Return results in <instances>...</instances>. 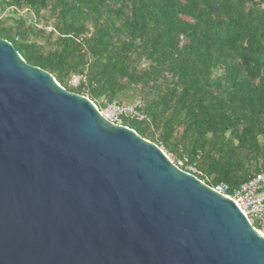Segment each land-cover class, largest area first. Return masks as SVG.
<instances>
[{
  "label": "water",
  "instance_id": "water-1",
  "mask_svg": "<svg viewBox=\"0 0 264 264\" xmlns=\"http://www.w3.org/2000/svg\"><path fill=\"white\" fill-rule=\"evenodd\" d=\"M0 264H264V237L0 38Z\"/></svg>",
  "mask_w": 264,
  "mask_h": 264
},
{
  "label": "trees",
  "instance_id": "trees-1",
  "mask_svg": "<svg viewBox=\"0 0 264 264\" xmlns=\"http://www.w3.org/2000/svg\"><path fill=\"white\" fill-rule=\"evenodd\" d=\"M0 38L100 109L140 97L121 125L205 185L264 174V0H0Z\"/></svg>",
  "mask_w": 264,
  "mask_h": 264
},
{
  "label": "built area",
  "instance_id": "built-area-1",
  "mask_svg": "<svg viewBox=\"0 0 264 264\" xmlns=\"http://www.w3.org/2000/svg\"><path fill=\"white\" fill-rule=\"evenodd\" d=\"M81 81L83 80L81 79ZM81 81L79 80L78 85ZM78 85H76V87ZM84 98L90 100L88 97ZM93 105L95 106L99 114L106 121L113 125L122 126L121 122L123 119H143V117L137 111L138 106H136L135 104L122 105L116 101H113L111 103H108L101 109L98 108L94 103ZM170 161L176 168L188 174H191L194 171L187 158H182L181 160L175 162L172 160ZM209 187L214 192L232 200L234 204L239 208L241 213L245 216L249 224L256 231L262 234L261 231L264 230V174H258L250 178L247 182L242 184L239 189L234 191L232 195H228L229 187L224 183H219L213 187ZM262 236L264 237L263 234Z\"/></svg>",
  "mask_w": 264,
  "mask_h": 264
},
{
  "label": "rangeland",
  "instance_id": "rangeland-1",
  "mask_svg": "<svg viewBox=\"0 0 264 264\" xmlns=\"http://www.w3.org/2000/svg\"><path fill=\"white\" fill-rule=\"evenodd\" d=\"M47 32H49V29H47ZM79 80L81 81V78L80 77H78V76H72L71 77V80L69 81V87H71V88H75L76 87V85H78V82H79ZM80 96H82V97H88V93L86 92V91H83V93H81V95ZM103 100H101L100 102H102ZM142 100H141V98L140 97H136V99L134 100V102H130V104H124V105H133V104H135L136 106H138V108H140L141 106H142ZM97 105V107L99 106L98 104H96ZM140 115H141V113H139ZM142 116V115H141ZM143 117V116H142ZM162 150V149H161ZM165 154V153H164ZM170 160H172V161H174L175 160V158H174V156H172L171 154H165ZM193 172L192 173H195V168L193 167ZM262 232V234L264 235V230L263 231H261Z\"/></svg>",
  "mask_w": 264,
  "mask_h": 264
},
{
  "label": "bare ground",
  "instance_id": "bare-ground-1",
  "mask_svg": "<svg viewBox=\"0 0 264 264\" xmlns=\"http://www.w3.org/2000/svg\"><path fill=\"white\" fill-rule=\"evenodd\" d=\"M261 234V233H260ZM262 235V234H261Z\"/></svg>",
  "mask_w": 264,
  "mask_h": 264
}]
</instances>
